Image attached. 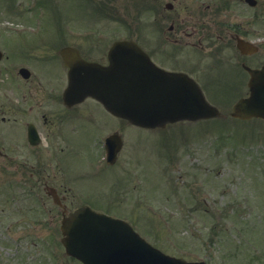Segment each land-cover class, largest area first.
Returning <instances> with one entry per match:
<instances>
[{"label":"rangeland","instance_id":"rangeland-1","mask_svg":"<svg viewBox=\"0 0 264 264\" xmlns=\"http://www.w3.org/2000/svg\"><path fill=\"white\" fill-rule=\"evenodd\" d=\"M17 1L21 10L37 7V0H0L2 24L27 23L16 10L13 14L9 11L11 3V8L17 7ZM213 1L218 17L213 24L203 18L206 27L239 26L247 21L251 29L264 35V0L257 21L240 0H229L225 8H215L221 0H196L187 9L193 10L196 3L202 10ZM43 3L46 17L53 18L56 29L73 26L79 31L83 24L89 42L101 33L105 43L121 38L144 41L147 0ZM206 10L209 14L210 9ZM37 17L45 19L43 14ZM18 65L3 67L11 68L12 75ZM13 79L11 87L16 89L10 95V80L4 71L0 75V149L4 147L9 155L17 153L19 135L7 137L11 130L6 126L13 125L14 116L8 124H3L1 117L9 114V102L23 87L14 73ZM237 98L208 97L224 116L153 130L133 126V136L125 131L129 142L125 140L126 152L120 161L130 155L131 164L119 178L121 185L125 181L118 193L119 204L111 201L114 191L106 187L111 189L116 178L112 173L101 177L85 162L75 161L79 159L76 155H71L73 160L69 159L66 167L83 170V197L100 207L94 209L127 218L145 240L165 253L211 264H246L248 255L264 257V121L232 119L231 105L224 104ZM5 160L0 157V264H81L65 254L60 242L61 210L43 194L25 192L16 162L6 168Z\"/></svg>","mask_w":264,"mask_h":264},{"label":"flooded vegetation","instance_id":"flooded-vegetation-1","mask_svg":"<svg viewBox=\"0 0 264 264\" xmlns=\"http://www.w3.org/2000/svg\"><path fill=\"white\" fill-rule=\"evenodd\" d=\"M192 1L196 0H147L144 41H134L145 52L149 71L154 67L179 74L196 84L206 98L247 96L248 68L264 67L263 33L257 28L251 29L247 21L239 26L208 28L203 18L210 24L217 20L213 6L216 2L207 4L202 10L195 3L196 7L189 10L187 5ZM221 1L222 4H216L215 8H225L230 3L229 0ZM240 1L257 16L256 21L259 20L262 0ZM19 2L15 8H11V3L9 11L13 14L16 10L18 16L27 18V23L16 21L19 24L4 25L3 18L0 19V75L4 71L6 79L10 80V95L16 89L11 87L15 83L13 73L23 86L9 102V114L2 116L1 121L8 124L6 122L14 116L13 125L5 126L11 130L7 137L19 135V149L16 154L9 155L2 147L0 157L6 159V168L16 162L25 192L41 193L44 199H50L61 210L60 221L68 211L84 205L100 208L83 197L86 192L82 186L83 170L76 172L66 167L70 165L68 160L73 158L71 155L78 156L75 161L85 162L87 168L99 172L101 177L107 178L111 173L116 177L112 179L111 189L106 187L114 191L111 201L119 204L118 193L125 184L123 181L121 185L119 178L121 173L125 174L126 165L131 164V156L120 160L126 152L125 140L129 142L127 133L133 136L135 131L131 128L136 125L115 115L91 95L78 100L64 98L71 64L79 65L71 58L78 54L85 61L107 66L113 41L103 42L102 33L96 40L87 41L83 24L78 26L79 31L74 30L78 34L72 33L73 26L56 29L53 18L46 17L43 0H37L34 10H21ZM206 8L210 9L209 14ZM32 13L43 14L45 19ZM97 30L102 29L97 26ZM239 40L245 44L242 48L238 46ZM63 49H68L66 61ZM11 63L19 64L13 68L12 75L11 68L3 67ZM121 162H124L122 167ZM37 196L40 202L41 196ZM247 258L246 264H264V257L248 255Z\"/></svg>","mask_w":264,"mask_h":264},{"label":"water","instance_id":"water-1","mask_svg":"<svg viewBox=\"0 0 264 264\" xmlns=\"http://www.w3.org/2000/svg\"><path fill=\"white\" fill-rule=\"evenodd\" d=\"M238 46L245 44L239 40ZM62 54L67 59V50ZM108 60L107 66L81 58L79 65L72 63L64 98L78 100L91 95L114 114L149 128L221 115L191 80L154 67L150 72L145 53L133 41H115ZM248 70L249 95L232 105L230 115L243 120L264 119V67ZM60 230L66 252L83 264H208L167 255L141 238L127 222L88 206L68 212Z\"/></svg>","mask_w":264,"mask_h":264}]
</instances>
